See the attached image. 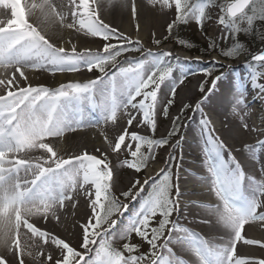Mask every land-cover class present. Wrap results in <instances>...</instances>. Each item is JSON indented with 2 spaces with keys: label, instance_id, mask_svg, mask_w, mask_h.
Masks as SVG:
<instances>
[{
  "label": "snow or ice",
  "instance_id": "snow-or-ice-1",
  "mask_svg": "<svg viewBox=\"0 0 264 264\" xmlns=\"http://www.w3.org/2000/svg\"><path fill=\"white\" fill-rule=\"evenodd\" d=\"M107 3L125 9L131 5L133 18L136 16L135 0H107ZM147 4L175 8V19L168 24V33L172 35L179 24L191 19L203 28L210 19L206 9L214 4V0L201 3L147 0ZM218 6L221 15L217 22L229 29L225 38L253 29L256 21H264V0H221ZM0 8L10 12L7 19H0V73L3 75L0 78L3 89L0 92V211L12 209L18 227L31 232L43 244L60 249L62 258L55 261L50 253L41 251L38 259L43 257V264H264V259L237 254V244L264 247V242L248 239L243 234L246 224L264 221V178L257 180L245 172L233 155V149L217 135V128L203 110L218 83L226 79L225 72L215 76L207 90V82L200 85L204 95L193 109L201 117L200 137L204 163L210 174L209 190L218 200L211 206L212 211L227 237L223 244L214 246L179 223L180 167L184 158L183 146L187 142L181 129L188 128L183 112L191 105L185 104L180 109L181 115L172 120L166 138L154 139L135 130L129 131L136 121L137 127L146 125L155 133L161 85L172 78L173 60L180 62L181 58L171 51L145 50L139 40H133L106 23L104 0H0ZM64 30H71L74 35L83 33L99 38L103 41L102 48H84L78 52L75 44L66 41L71 44L69 50L60 43ZM261 35L264 39V33ZM154 43L160 45L161 40L155 39ZM213 46L214 41L210 44ZM241 50L234 46L222 50L221 54L231 57ZM130 52H139L142 58L119 59ZM256 65L261 70L258 71ZM248 67L253 86L264 95V83L260 82L264 80V50L251 55ZM82 70L96 71L100 75L84 83H61L58 87L31 82V73L37 71L55 75ZM205 74L212 75L207 69ZM184 79L186 76L171 84V98L163 107L165 117L175 102L176 88L184 83ZM237 103L245 104L244 98ZM86 104L101 111L103 123L111 121L117 127L118 114L127 115V126L121 127L114 143H110L112 151L119 153L123 148L130 155L131 159H125L123 164L137 173L155 158V148L178 136L172 148L180 149L181 154L179 157L175 152L170 155L166 170L161 169L162 178L148 177L143 182L137 179L120 194L132 201L137 197L141 199L139 208L122 229L117 225L122 223L121 217L128 210V204L122 203L112 191L113 171L107 158H99L87 151L65 158L60 146L50 142V138H62L67 132L93 124L83 119L82 109ZM137 116L141 119L137 120ZM243 127L248 129V124L244 122ZM105 140H108L107 136ZM244 147L246 151L253 150L251 145ZM256 147L264 149V140H258ZM144 148L147 151H142ZM41 150L39 156L29 155ZM146 185L150 190L141 196ZM78 191L88 198L91 210L87 222L81 225V250L34 222V218L45 223L50 219L60 221L59 210L69 201L75 207L78 201L73 200V194ZM174 213L175 220L172 219ZM3 232L0 221V239ZM132 234L147 243V251L140 252L141 245L131 242ZM117 238L127 242L115 247ZM176 248L185 249L193 259L189 261L177 255ZM17 259L22 264L23 257L19 252ZM0 264H9L8 259L0 256Z\"/></svg>",
  "mask_w": 264,
  "mask_h": 264
},
{
  "label": "bare ground",
  "instance_id": "bare-ground-1",
  "mask_svg": "<svg viewBox=\"0 0 264 264\" xmlns=\"http://www.w3.org/2000/svg\"><path fill=\"white\" fill-rule=\"evenodd\" d=\"M25 2H31V0H25ZM36 2H39V0H36ZM135 4L137 13L135 18H133L131 5L125 9L119 7L118 4L110 6L107 3V0H104V7L107 9L105 22L118 28L133 40H139L143 44L144 49L147 50L148 46H153L152 35L155 33L160 34L161 29H164L170 20L174 18L175 8H153L147 4V0H135ZM9 15L10 12L0 8V19H7ZM137 25H139V28H137ZM61 37L60 43L69 50L71 44L76 45L78 52L82 51L84 48H91L93 50L97 49V40L89 36H84L83 33L74 35L71 30H64L61 33ZM66 41H71V44L66 43ZM160 50L169 51L170 48L167 46L166 48L163 47L159 50L152 51L157 52ZM178 53L179 54L175 56L180 57L181 61H173L177 64V72L184 73L185 76L191 74L192 71L194 72L196 69L195 67H191V65L199 62V60L190 58L188 54L184 52ZM181 53L187 56V58L189 57L190 61L185 60L183 58L185 56ZM223 72L226 73V79L218 83L217 89L209 96V99L204 106L210 109V114H212V116L210 115V119L217 128V132H220V138L224 141H228V143L230 142V145L225 142L229 147L233 144L237 146L235 149L232 148L233 155L235 154L237 160L241 162L245 172L248 175H251L249 172H252V176L257 180H260L261 177H264V171H262V168H264V149H259L256 145L258 140H264V95L261 97L257 88L253 87L249 82L244 81L247 77L244 63L239 62L236 65L227 66L224 68ZM31 76V82L34 85L45 84L49 87H58L61 83L68 82L83 83L93 79L83 72L56 73L55 75H52L46 71H37L31 73ZM0 78H3L2 73H0ZM178 79H180V77L175 73L172 75V78L168 80V83H165L164 88L167 90L169 84H172ZM184 87L185 86L180 90V103L182 104L183 102V104L190 105L200 94V87L196 90L191 86L185 89ZM2 91L3 89L0 88V92ZM246 96L249 97L248 102H246ZM210 97L214 98L217 103L212 102ZM231 98H234V100H231ZM240 98H244L245 104H238V107L236 106V108L239 111H244V114L240 115L235 110H227L226 104H230L232 101L236 103ZM226 111L229 113V117L224 118L223 114ZM183 113V116H187L186 114H188V112ZM82 115L83 119L86 121H92L93 124L87 127L78 128L74 132H67L62 138H55L54 140L50 138V142L60 146L65 158L72 155L82 154L84 151L102 158L106 155V144L109 145V150L114 153L116 159L119 158L121 152L117 153L112 151L110 141L114 143V137L118 134L120 128L127 126V115L123 112L118 114L117 125H119V127L114 126L111 121L103 123L100 120L101 111L89 104H86L83 107ZM198 115H200L199 112H193L188 120V128L182 129V132H184L185 135H187L189 129H191V132L193 133L191 136L189 134L187 135V137H190V140L183 146V149L185 150L183 153L184 158L180 167V191L182 195L180 197L179 221L188 223L192 222L200 229L199 232L213 240H223V244L227 239V237L224 236V231H222L221 234H218L216 232L217 229H210L214 224L219 226V229H222L216 222L211 207L215 206L218 203V200L214 193L209 190L210 174H200L194 170V167L202 168L206 166L204 163L205 160L202 159V157H205L203 148L201 155L193 157L195 156L193 149L197 146V141H199L198 135L200 134V125L196 118ZM250 115L253 116L255 124H252L250 121ZM139 119H141V117L137 116V120ZM123 121H126L124 126L122 125ZM242 122L248 124V129L243 127L244 132H234L236 135L234 137L232 132L235 125H242ZM133 124H136V121H133ZM130 130L131 128L129 131ZM105 136L108 137V140H105ZM245 145L253 146V150L246 151L244 147ZM41 154L36 151L29 153L32 157ZM161 160L162 159H159V161ZM251 160L258 163L255 169L251 168L252 166L249 165ZM247 165L249 168L245 167ZM161 166V164H153L149 166L146 169V174L141 182H143L145 178L155 177ZM191 166L193 168H191ZM123 172L124 170L121 169L120 173ZM120 173L115 174V180L119 182L121 181ZM134 182L135 179L133 178L127 180L125 183L123 182L124 186L128 187L125 191H127ZM73 200L78 201L75 207H72V202L69 201L66 202L65 208L59 210L61 216L60 221L50 219L45 223L34 218V222H36L38 226L49 230L74 245L76 242H80L83 238L81 225L87 222L91 210L87 203L88 198L83 195L82 191L74 193ZM134 202L135 201H130L128 203V210L123 215L125 219L129 218V208L134 205ZM123 217H121L122 223L117 225L118 228L124 223ZM0 221H2L4 227L2 239H0V256L7 258L9 264H19L17 259L18 252L19 255L23 257L22 264H43L44 258L41 257L40 260L38 259V255L41 251H44L45 254L50 253L53 261L60 259V256L55 253L56 251H53L54 248L51 249L49 244L45 245L41 243V245L37 246V240H35L36 238L31 232L26 235L24 234V228L18 227L16 224V214L12 209L0 211ZM201 221H208V223H202ZM243 234L248 239H256L264 242L263 221H255L246 224ZM177 250L180 251L178 254L179 256L183 257L185 260H189L187 257L188 251L183 248H177ZM237 254L251 259H264V247L259 245L237 244Z\"/></svg>",
  "mask_w": 264,
  "mask_h": 264
},
{
  "label": "rangeland",
  "instance_id": "rangeland-1",
  "mask_svg": "<svg viewBox=\"0 0 264 264\" xmlns=\"http://www.w3.org/2000/svg\"><path fill=\"white\" fill-rule=\"evenodd\" d=\"M193 3H201V2H206V0H192ZM221 1H215L213 5H210L206 11L210 14V19H208L204 25H203V28H201L194 19H191L189 20L188 23H181L179 24V26L175 29V32H183L187 38L189 39H197L199 41V43H202L204 44L203 42H205V38H204V35L201 33L202 31H206V35L208 38H211L214 40L215 42V46L213 47H210V48H216V46L218 47H223L225 43H227V41L229 39H232L233 36L232 35H229L227 38H225L226 34L229 32V29H227L224 25H220L217 21H218V18L219 16L221 15V10H220V7L218 6L219 3ZM153 7V6H152ZM153 8H157V9H160L161 6H155ZM175 19V15H174V18ZM172 19V20H173ZM169 23H171V21ZM168 23V24H169ZM168 24L166 25V27H164V29H161V33L160 34H154L152 35V40H153V46H148L147 48L151 49V50H159L161 48H166L167 46L170 48L169 51H171L173 54L177 53V51L174 50L175 48V44L174 45H166V46H159V45H156L154 43V40L155 39H159L161 40V42L165 41L166 39H164V37H169L171 35H169L168 33ZM242 27H246V25H242ZM200 32V33H199ZM246 31H240L239 33H237L236 35L234 36H242V34L244 35ZM90 37V36H89ZM91 38H94V37H91ZM97 40L98 44H97V49L99 48H102V45H103V41L100 40L99 38H94ZM115 43V42H113ZM178 44V43H177ZM210 45H206V49L208 50ZM247 47V46H246ZM209 48V49H210ZM179 51H183V50H179ZM185 52V51H183ZM186 53V52H185ZM190 58H199L197 60H199V62H196L195 64L191 65V67H195L196 70H194L195 72H191V74H189V78L187 80V82L181 86H179L177 89H176V97H175V102L173 103V105L168 109V112H169V115L167 117H165L163 115V107L165 106L166 104V101L167 99L171 98V96H165V95H162V96H159L161 102L158 104L157 106V114H156V122H157V127H156V130H155V133L152 132V130L148 127V126H143V127H137L136 124H133V126L131 127V130L130 131H137L139 132L141 135H146V136H149L151 138H154V139H163V138H166L168 137V133L171 131V128H172V120L177 116V115H181V112H180V109L185 105V103L182 104L180 103L181 100H180V90L184 87L185 88H188V87H193L195 90L197 88L200 87L201 84H204L205 82H207L206 84V90L208 87L211 86V81L215 78V76H217L216 74H212V75H206L205 74V70H220V69H223L229 65H236L237 63L241 62V63H244L245 65V71L247 72V77L245 78V82H249L252 86V81H251V69L248 67V63L251 61V59L249 58V56H251V53L250 51H248L247 54H241L240 57L235 61V62H227V61H224V60H221L219 59L216 54H213L211 57L209 58H203L201 56H191L189 55ZM141 57V53H136V54H130L128 53L126 56H124L123 58H121L120 60L121 61H124V60H127V59H136V58H140ZM174 61V60H173ZM215 61V63H214ZM255 64V62H252ZM123 66L127 67L128 65L127 64H124ZM256 68L257 70H261L260 69V66L259 65H256ZM221 71V70H220ZM219 71V73H220ZM81 73H85V74H88L90 77H93V78H96L97 76H99V73L96 72V71H93V72H88L87 70H82L80 71ZM218 74V73H217ZM189 81V83H188ZM261 83H264V80H261L260 81ZM188 83V84H187ZM187 84V85H186ZM161 88H162V85H161ZM160 94H161V91H160ZM159 94V95H160ZM166 94V93H165ZM204 93L200 92V94L196 97L195 101L192 102L190 105L191 107L188 108L187 110H185L184 112H188V114H186L187 116H185V123L188 124V120L190 119V116L193 114V109H194V106L195 104L200 100L202 99ZM249 97L246 96V102H248V99ZM210 100H212V102L214 103H217L214 98L210 97ZM233 100V99H231ZM237 104V105H236ZM236 106L238 107V103L236 102H231L230 104H226V107H227V110H233L235 109L236 112L240 115L244 114V111L242 112L239 111ZM205 108L206 106L203 105V110L205 112ZM210 112V110H209ZM184 114V113H183ZM223 117L224 118H227L229 117V113L226 111L224 114H223ZM197 118V122H199L200 120V115L196 116ZM196 120V119H195ZM251 120V119H250ZM101 124V123H100ZM99 124V125H100ZM122 124H125V121L122 122ZM253 124V123H252ZM243 122H242V125L240 124H237L235 125V128L233 130V135L234 137L236 136L235 133H241V132H244L243 131ZM182 130V129H181ZM235 132V133H234ZM188 133H191V132H188ZM217 135L221 136L220 132H217ZM199 137V141H197V146L196 148H194V153H200L202 152V148H203V141L201 140V137H200V134L198 135ZM176 139L178 138H174V139H169V143L166 144V145H163L161 147H158V148H155L154 149V152H155V158L154 159H150L149 160V166L153 165V164H161V168L159 169V172L158 174L154 177L155 179L157 180H160L163 176V172L161 171V169H165L167 168V163L166 161L169 160V157L170 155L175 152L176 156L179 157L180 154H181V150L180 149H173L172 148V145L175 144L176 142ZM225 142L228 143V141L225 140ZM230 143V142H229ZM228 143V144H229ZM232 143V142H231ZM107 146H105V156H103L102 158H107V162L109 163V167H111L112 171H113V188H112V191L118 196L120 197V200L122 203H125V204H128L131 200V198L129 199H125L121 197V193L124 192L128 187L127 186H124V183L129 180V179H139V180H142L143 177L145 176L146 174V170H141L140 172H135V170L133 169H130L128 168L126 165L123 164V161L125 159H131L130 155L124 151V149L122 148L121 149V154L119 156V158L116 159L114 153L110 152L109 150V145L106 144ZM230 145V144H229ZM230 148H237V146L235 144L231 145ZM184 150L183 149V153H184ZM142 151H147L146 148L142 149ZM37 153H42V151L38 152L36 151ZM235 155V154H234ZM195 157V156H193ZM227 157V155H225V158ZM192 158V157H191ZM204 158V157H203ZM159 159H162L161 161H159ZM195 166V165H194ZM191 168H193L191 166ZM124 170L123 173H120V171ZM195 169V167H194ZM176 171V168L173 166V172L175 173ZM200 171H204V174H209L208 171H207V167H202ZM117 173H120V177H121V181H116L115 180V174ZM124 182V183H123ZM173 182H175V176H173ZM135 183V182H134ZM151 183V181H150ZM119 185V186H118ZM186 185V184H184ZM139 187V186H137ZM149 186H145V191L144 193H141V196H144L146 195V193L149 191ZM172 195L174 196L175 195V189H173L172 191ZM186 198V197H185ZM184 198V199H185ZM140 203H141V199L140 197H137V199L135 200L134 202V205L129 208L130 209V216L131 217L135 212L136 210L139 208L140 206ZM186 213H187V210H186ZM185 214V213H184ZM160 217L158 216L157 219H159ZM172 219L175 220L177 219V216L176 214L174 213L173 216H172ZM128 219H125V217H123V222L125 221V223L127 224L128 223ZM182 225L188 227V228H194V229H197L198 231H200V229L195 225L193 224L192 222H180ZM124 224V223H123ZM124 224V225H126ZM123 228V226H121V229ZM210 229H219V226L217 225H212ZM29 231H26L24 229V234H28ZM32 238V237H31ZM131 242L132 243H136V244H140L141 247H140V252H145L148 250V245L147 243L145 242H142L140 240L139 237H137L135 234H132L131 236ZM35 240H37V246L41 245L42 241L38 238H36ZM125 242L127 241H120V240H115L114 242V246L115 247H121ZM223 242V240H220L219 243ZM70 243V242H69ZM82 243V240L79 242H76V244H71L73 247L77 248V250H81L80 249V245ZM49 246L51 247V249H53V251H56L55 253H57L60 258H62V253L60 251V249L56 248L55 246H52L49 244ZM176 252H177V255L179 254L180 251L177 250V248L175 249Z\"/></svg>",
  "mask_w": 264,
  "mask_h": 264
},
{
  "label": "trees",
  "instance_id": "trees-1",
  "mask_svg": "<svg viewBox=\"0 0 264 264\" xmlns=\"http://www.w3.org/2000/svg\"><path fill=\"white\" fill-rule=\"evenodd\" d=\"M215 1H221V0H215ZM262 33H264V21H256L253 29L246 31L244 35L242 34V36H233V38L229 39L227 43L224 44L223 47L216 46L215 49L210 48V46H209L210 49L209 48L208 50L206 49V45L207 46L210 45L213 40L208 39L205 33L203 34L206 38L205 43L203 42L204 44L199 43V41L195 38L189 39L183 32L181 31L175 32V30L173 34L169 36L167 41L176 44L178 43L177 47L184 49L193 54H199L206 57H210L211 54L216 53L219 55L220 58L229 61V60L237 59L241 54H247L248 51H250L252 55L257 53L262 48H264V39H262V35H261ZM178 40H184L188 43L180 44ZM234 46L242 49L237 55L229 57L221 54L222 50H228Z\"/></svg>",
  "mask_w": 264,
  "mask_h": 264
}]
</instances>
